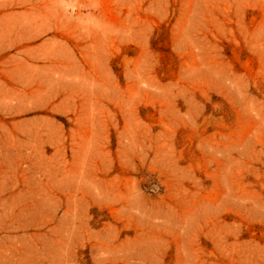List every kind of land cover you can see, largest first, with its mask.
Instances as JSON below:
<instances>
[{"label": "rangeland", "instance_id": "374dc122", "mask_svg": "<svg viewBox=\"0 0 264 264\" xmlns=\"http://www.w3.org/2000/svg\"><path fill=\"white\" fill-rule=\"evenodd\" d=\"M0 264H264V0H0Z\"/></svg>", "mask_w": 264, "mask_h": 264}]
</instances>
